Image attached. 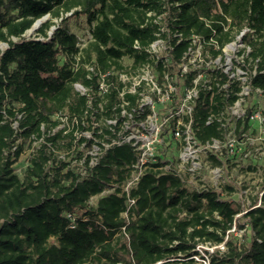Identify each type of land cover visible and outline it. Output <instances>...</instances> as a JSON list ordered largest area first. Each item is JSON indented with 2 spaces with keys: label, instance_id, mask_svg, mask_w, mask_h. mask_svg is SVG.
Returning a JSON list of instances; mask_svg holds the SVG:
<instances>
[{
  "label": "trees",
  "instance_id": "16d2710c",
  "mask_svg": "<svg viewBox=\"0 0 264 264\" xmlns=\"http://www.w3.org/2000/svg\"><path fill=\"white\" fill-rule=\"evenodd\" d=\"M47 16L36 35L27 37ZM54 19L61 21L55 24ZM72 19H82L88 29L90 40L83 48ZM242 33L245 48L239 53L250 49L245 64L256 68L250 81L264 92V0H0V264H199L196 257H204V244L222 243L226 251L210 255V264H264V193L261 206L254 207L255 198L237 216L244 209L231 197L233 185L194 190L175 172L161 170L159 159L131 190L136 205L125 217L121 185L137 161L130 144L102 149L94 166L86 156L84 174L58 154L67 151L73 160H82L84 153L76 147L83 142L91 147L93 141L75 143V129L84 130L83 120L92 115H121V82L114 73L121 71L124 58L141 64L151 44L170 40L169 70L174 75L194 36L218 56ZM174 34L182 35L179 42ZM87 63L113 73L108 93H100L95 75L88 78ZM158 70L163 76L164 67ZM194 75L179 81V93ZM215 76L220 85L227 81L219 71ZM76 83L89 89V95L78 92ZM238 85L200 92L193 112L200 143L223 138L217 118L237 101ZM126 99L129 109L135 106V95ZM63 115L80 124L56 130L57 117ZM243 125L248 128V119ZM241 127L239 122V135ZM94 134L108 142L107 135L115 136L107 128ZM27 141L38 145H32L21 176L15 164ZM209 159L213 166H231L228 152L211 151ZM110 189L114 191L103 194ZM234 224L250 230L242 245L230 232Z\"/></svg>",
  "mask_w": 264,
  "mask_h": 264
},
{
  "label": "built area",
  "instance_id": "2783aa9c",
  "mask_svg": "<svg viewBox=\"0 0 264 264\" xmlns=\"http://www.w3.org/2000/svg\"><path fill=\"white\" fill-rule=\"evenodd\" d=\"M242 36L243 33L237 38H240L242 41ZM174 37L177 38V41L179 42L182 35L174 34ZM79 40V46L83 48L84 43L82 39L79 38ZM156 44H160L164 48L161 54L154 50ZM205 44L204 40L200 39L198 36H194L190 47L184 53L176 71L174 70V75L172 74L173 69L172 71L169 70L170 52L172 50L170 40L167 41L160 38L151 44L147 49L149 54L148 58L141 64H136L131 58H124L122 61L123 68L121 71L114 73L118 76L119 82H121V91L119 93L122 107L121 115L102 117L100 119L92 115L88 121L85 119L83 120L84 130L76 128L74 131V136L77 139L76 135H80L83 132H92L94 134V130H96L98 131V134H103L104 128H107L115 134L113 138L108 135L106 136V139H111V141H107V147L102 145L100 142L101 140H99L95 134L94 137L96 138L92 139L80 136V139L84 138L93 141L92 146L90 147L91 150H95L93 149L95 145L99 146L102 150L108 149L115 144L121 145L123 143H128L136 152L137 161L133 165L132 173L121 185V194H125L127 198V210L124 213L125 217L128 216L130 210L136 205V199L131 196V190L137 187L145 170L148 169L152 163H156L161 159L159 155V147L165 143V139L162 137L164 134L163 131L171 130L172 138H177L180 141V148L184 149V153L190 157V170L194 171V168H197L199 165V153L202 149H208V153L211 151L219 153L215 149H226L225 152H228L229 155H234L233 153H236L237 149H240V140L248 137V132L251 130L253 123L258 122L260 125L264 124V117L260 111L254 110V107L250 106L249 102L247 107L243 106L247 99H250L255 94L258 95V97L264 96L263 90L260 88H254L250 81L251 75L256 73V68L250 69L248 65L245 64V57L248 55L250 49L247 48L244 54L239 53L241 49L238 52L244 59L243 65H239L243 71H239L240 73L235 74L229 72V68L227 67L228 59L225 53V48L230 46L231 43L224 47L222 54L213 56L215 57V63H210L208 64L209 66H206L207 62L204 60L207 55L206 53L208 52V49H205ZM2 46L5 47L6 44H2ZM135 47H139L138 42H136ZM244 48L245 45L242 49ZM76 59L80 62L79 56ZM160 65L164 67L163 76H160L159 74L158 67ZM78 66L79 64L76 65V69ZM84 66L89 73L88 78H91L92 75H95L98 78L100 93H108L110 86L113 85V83L109 81L108 76L113 73H103L93 63H87ZM217 71L225 74L227 77V81L222 85L218 82L220 78L215 76ZM191 72H194L195 75L190 85L184 86L183 91L179 93V81L183 82L184 77ZM234 82L239 83L238 86L240 91L237 93L238 99L234 104L228 107L226 113L217 118V121L221 125L220 127L224 131L223 138L213 139L205 144L200 143L196 139L193 131V112L200 92L202 90H211L215 85L228 90L230 84ZM75 88L81 94L89 95V89L81 83H76ZM127 94L136 96V104L131 109L128 108L131 105V102L126 99ZM165 107L166 110L169 107V110L164 114L165 116L162 117V120L159 121L158 116L160 113L166 111L163 110ZM100 108V112H102L103 106L100 105ZM233 109L236 111V116L227 120V118L230 117V111ZM57 119L60 121V124L56 130L64 125V127L60 129L67 128V131H70L72 129L74 130V125L76 126L80 124L78 118H74L71 122L66 115L58 116ZM246 119H248L247 129H245L243 125ZM233 121L235 125L234 129H230V122ZM101 122H104V126L100 125ZM132 122L134 123V128L133 131H129V123ZM211 122L212 119L209 118L207 124H210ZM239 122H242L240 135L237 132V125ZM76 139L75 143H77ZM82 144L86 145L87 143L83 142ZM102 153L103 150L101 151V154L97 156L90 153L87 155L84 154V157L80 160L83 168L81 169V171H83L82 174L86 172L83 166L86 156H91L90 165L94 166ZM161 160L164 163V166L160 168L161 170L165 172H175L185 183L180 173H177L175 169H172V163H170V161ZM171 162L173 161L171 160ZM113 191L114 189H110L104 191L103 194ZM263 193L264 187L260 191L258 197H256L257 204L254 207L261 206ZM251 206L246 208L242 213L237 214V216L246 213ZM236 229L237 227L234 224L230 232L236 231ZM196 260L199 264H210V256L207 255H204L202 258L196 257Z\"/></svg>",
  "mask_w": 264,
  "mask_h": 264
},
{
  "label": "rangeland",
  "instance_id": "374dc122",
  "mask_svg": "<svg viewBox=\"0 0 264 264\" xmlns=\"http://www.w3.org/2000/svg\"><path fill=\"white\" fill-rule=\"evenodd\" d=\"M69 15V14H68ZM67 16V15H66ZM50 19L49 16L41 20L46 21ZM61 19H54L55 24L60 23ZM41 23L35 26V29L27 32V37L35 36L36 29L39 28ZM82 19H72L71 27L78 33L79 38L82 39L85 47L90 40V35L87 28H83ZM4 48V46H2ZM244 47L240 38H237L234 42L231 43L230 46L225 48V53L228 59L227 67L229 68L230 73H240L239 71H243L239 65H243V56H240L238 53L240 49ZM163 47L160 44H156L154 50L158 51V53H162ZM206 53L204 60L207 62L206 66H209L210 63H215V57L211 54L209 50ZM249 67V64H248ZM249 75V72H248ZM248 102L250 106L254 107V110L260 111L264 117V96L258 97V95H253L250 99L243 104L244 107H247ZM170 107V106H169ZM169 107L166 110V107L163 110H166L164 113H158L159 121L162 120L166 112L169 110ZM230 117L227 118L229 120L231 117L236 116V111L233 109L230 111ZM230 129H234V121L230 122ZM101 126H104V122L100 123ZM134 123H129V131H133ZM62 125L60 128H63ZM59 128V129H60ZM163 139H165V143L159 147V155L161 159L170 161L172 163V169H175L177 173H180L181 177L184 179L185 183L190 185V188L194 190H203L206 188H217L223 189L227 184H231L234 186V191H232L231 197L236 201H239L242 205V208L245 210L249 206H251L254 202V199L258 197L260 191L264 187V124L260 125L258 122L253 123L251 130L248 132V137L240 140V149H237L234 155H230L231 166L223 167V166H213L212 161L209 159V151L208 149L203 150L199 153V165L197 168H194V171H191V160L184 153V149L180 148V141L174 137L172 138L171 130L163 131ZM76 142H79L80 136H84L85 138H96L92 132H83L82 134L76 135ZM102 145L105 147L108 146L107 141L101 140ZM37 146L38 143H32L27 141L25 144L24 153L19 159V161L15 164L16 173L19 175H23L24 170L26 169L29 159L34 152L33 146ZM32 146V147H31ZM79 150L83 151L85 155L88 153L92 155L101 154V148L97 145L91 150L90 147H87L85 144H81L76 147ZM220 154H225L226 149H215ZM59 154V157L66 161H70L72 167L82 168V162L76 159H72V155L70 152L62 151ZM171 160L174 162H171ZM189 160V161H188ZM224 190V189H223ZM228 191L226 190V194ZM107 194V193H106ZM98 196L91 200V204L95 205L97 202ZM244 222V220H242ZM232 233L237 238L236 241L239 245L245 243L250 237V230L246 229H236V231H232ZM228 238V237H227ZM126 241V237L121 239V242ZM223 253L226 251L225 243L219 245H211L204 244L202 249L200 250L201 255H213L216 252ZM211 257V256H210Z\"/></svg>",
  "mask_w": 264,
  "mask_h": 264
},
{
  "label": "water",
  "instance_id": "95a60500",
  "mask_svg": "<svg viewBox=\"0 0 264 264\" xmlns=\"http://www.w3.org/2000/svg\"><path fill=\"white\" fill-rule=\"evenodd\" d=\"M40 23H41V20L37 21L36 24L34 25L33 29H35V26L39 25Z\"/></svg>",
  "mask_w": 264,
  "mask_h": 264
}]
</instances>
